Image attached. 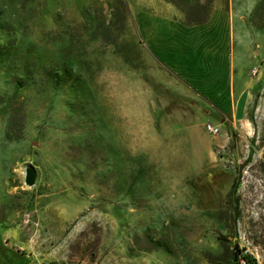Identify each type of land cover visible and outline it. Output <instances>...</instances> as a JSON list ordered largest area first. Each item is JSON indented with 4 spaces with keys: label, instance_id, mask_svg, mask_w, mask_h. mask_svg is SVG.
I'll return each mask as SVG.
<instances>
[{
    "label": "rangeland",
    "instance_id": "obj_1",
    "mask_svg": "<svg viewBox=\"0 0 264 264\" xmlns=\"http://www.w3.org/2000/svg\"><path fill=\"white\" fill-rule=\"evenodd\" d=\"M136 2L0 0V245L23 264H264V74L235 119L191 110ZM230 4L234 68L262 70L264 4Z\"/></svg>",
    "mask_w": 264,
    "mask_h": 264
},
{
    "label": "crops",
    "instance_id": "obj_2",
    "mask_svg": "<svg viewBox=\"0 0 264 264\" xmlns=\"http://www.w3.org/2000/svg\"><path fill=\"white\" fill-rule=\"evenodd\" d=\"M135 8L137 29L150 39L154 56L170 70L191 110L200 107L215 117L228 114L235 119L242 99L255 91L264 66L256 70L252 84L247 78L251 64L243 74L234 68L230 0L226 6L211 0L205 21L187 26L178 22L179 14L163 0H137Z\"/></svg>",
    "mask_w": 264,
    "mask_h": 264
},
{
    "label": "trees",
    "instance_id": "obj_3",
    "mask_svg": "<svg viewBox=\"0 0 264 264\" xmlns=\"http://www.w3.org/2000/svg\"><path fill=\"white\" fill-rule=\"evenodd\" d=\"M169 2L171 5L179 9L183 15H184V20L185 23L189 24H198L202 23L205 21L206 16H207V10L208 7L205 5L204 7L200 5L199 3H195V5H187L185 9L181 10V6L176 3L174 0H165ZM211 0H207V3L210 2ZM264 4V0H261ZM204 8V15H196L197 12L199 11V8ZM230 187L232 186V182L229 185ZM0 255L7 261L6 264H23V258L19 256L16 252L12 250H6L0 245ZM243 260L245 264H254V261L251 257L247 255H241L238 256Z\"/></svg>",
    "mask_w": 264,
    "mask_h": 264
},
{
    "label": "built area",
    "instance_id": "obj_4",
    "mask_svg": "<svg viewBox=\"0 0 264 264\" xmlns=\"http://www.w3.org/2000/svg\"><path fill=\"white\" fill-rule=\"evenodd\" d=\"M248 72L252 75L256 72V67L252 66L249 68ZM204 130L209 134H214L217 131V127L215 125H211L207 122L203 124ZM238 264H245L241 258L238 257Z\"/></svg>",
    "mask_w": 264,
    "mask_h": 264
},
{
    "label": "water",
    "instance_id": "obj_5",
    "mask_svg": "<svg viewBox=\"0 0 264 264\" xmlns=\"http://www.w3.org/2000/svg\"><path fill=\"white\" fill-rule=\"evenodd\" d=\"M35 181V172L31 167H26L23 174V182L25 185L30 186Z\"/></svg>",
    "mask_w": 264,
    "mask_h": 264
}]
</instances>
